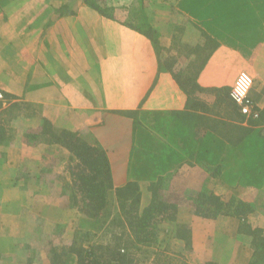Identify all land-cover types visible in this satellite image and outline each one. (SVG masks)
<instances>
[{
	"label": "crops",
	"instance_id": "obj_1",
	"mask_svg": "<svg viewBox=\"0 0 264 264\" xmlns=\"http://www.w3.org/2000/svg\"><path fill=\"white\" fill-rule=\"evenodd\" d=\"M241 73L251 79L257 117L230 97ZM177 75L196 87L183 88ZM0 93L10 104L37 106L36 128L66 114L77 119V130L104 148L114 188L137 183L143 194V185L170 176L165 194L178 208L173 226L189 230V261L264 264V0H0ZM46 142L0 139V264L48 260L39 250L27 254L34 193L23 182L25 161L61 164L53 177L62 185L47 191L44 206L69 207L74 183L55 157L70 153ZM39 175L36 185L47 180ZM184 192L251 211L195 215L177 203ZM86 219L74 225L93 232ZM61 223L49 218L43 227L67 230ZM65 262L77 264L75 256Z\"/></svg>",
	"mask_w": 264,
	"mask_h": 264
},
{
	"label": "rangeland",
	"instance_id": "obj_2",
	"mask_svg": "<svg viewBox=\"0 0 264 264\" xmlns=\"http://www.w3.org/2000/svg\"><path fill=\"white\" fill-rule=\"evenodd\" d=\"M192 90V89H191ZM193 91V90H192ZM191 91V92H192ZM202 100V99H200ZM3 104H6V111L0 112V139L2 141L10 143V142H16V141H26V142H36L39 140H45L50 142H67L68 144H71V146H78V144H74L73 142H83L88 145H94L96 143L100 147L99 142H93V138L91 137V134L84 130V131H78V120L74 117H71L70 115H63L60 116L59 119L52 124L51 122L45 123V120L41 123L38 128L33 124L31 118V115L37 114L39 109L37 106H34L32 104L22 105L20 108H10V100L5 98L4 96L0 98V109L3 108ZM10 104V105H9ZM201 105V104H200ZM221 103L218 102L212 106V113H215V111H220L221 109ZM203 106H205L203 104ZM225 108V107H224ZM227 110V108H225ZM37 112V113H36ZM23 117L21 121L16 122V118ZM26 118V119H25ZM134 122H138L137 120H134ZM77 126V127H76ZM4 130V131H2ZM103 148V147H102ZM104 149V148H103ZM68 152V151H67ZM2 154H4V151H2ZM69 157V159H68ZM58 160H60V163L66 162L67 164L64 166V170H67V176L69 175L73 183L78 185L79 182L77 181L76 174L83 169V166L80 165V162L75 158L73 155H68L65 153H59L56 155ZM75 158V159H74ZM62 161V162H61ZM53 164V165H52ZM61 165V164H60ZM59 165V166H60ZM59 166L56 165L55 162H51L47 167L45 166H37L29 161H25L23 163L22 168L23 170V176H24V184L25 188L31 192L34 193L33 201L31 204V212H28V214H25L27 220H29L32 224V233L29 235L28 242L31 241V243H28V245L31 246L32 250L27 251V254H32L35 250H39L41 253H45L50 248L51 244L48 240L52 235H54L57 232L62 231V235L59 237L57 236L54 238L55 244L51 247H56L58 249H61L65 245H67L68 242L71 240V236L74 233L76 229H78L77 225H74V223L77 222L79 225V219L87 217L86 220L91 222V228L94 230L93 232H88L89 235L84 239V242L86 243H92L94 245L98 244H112L114 242V236L119 238V235L123 232L121 227V220L118 219V217H115V214L117 213V204L115 202L114 196H110L109 200L107 202V206L104 211L100 213L103 214V212L110 213L109 218L106 220L104 224H102V220L100 219V227L98 229V219L89 217L85 212L88 210L85 206V201H83L82 196L80 193H78L77 186H74L72 191L74 193H78L77 197V203H75L73 200L69 201V207L67 208H49L45 209L44 203L47 202L45 196L48 194L47 191H52V193H56L55 190H59L62 183L59 182V180L55 179L53 177V173L59 169ZM3 168V166H0ZM61 167V166H60ZM43 168L40 173L39 169ZM45 174L47 180L42 179L41 184L36 185L34 184V176L36 174H40L39 177L43 174ZM51 185V187H50ZM168 182L165 180L160 189L157 191L156 195L153 196L152 191L147 190V185H143V194L140 200V203L138 207L140 210L143 208L148 207L150 204L159 206V201H163L165 204H169L170 206L175 204L174 201L175 197H169L166 196V189L168 188ZM77 191V192H76ZM205 192V191H204ZM185 193V194H184ZM177 200V203H185L192 206V209H195L196 205H199L200 207L209 206L212 202V200H206L207 198L205 196H202L199 194V192H184ZM202 193V192H201ZM207 194V193H206ZM54 198V199H53ZM10 199V198H9ZM48 202L54 205L56 202L57 196L54 195V197L49 198ZM55 200V201H54ZM58 200V199H57ZM222 204L227 203V199L220 200ZM62 206V204H61ZM187 208H189L187 206ZM61 209V210H60ZM48 210V212H47ZM105 213V214H106ZM184 214V215H183ZM245 214V213H242ZM173 215V210H170L168 208V212L158 215L154 220V224L157 225V236L158 241L157 244H154L148 248L143 247L142 253H138L136 255V262L134 264H196L188 260L186 257L187 249L184 247V243L179 242L181 240L177 239L176 232L177 229L174 228L171 220H168L167 216ZM186 211L184 213L181 212L180 216L185 217ZM62 220L61 226H66L67 230L65 228H53L52 230H44L43 227V220L46 219H55ZM91 218V219H90ZM99 218V217H98ZM180 218V217H179ZM38 219H40L42 222H38ZM86 223V221H85ZM68 232V240H65L63 232ZM127 231H125L124 236L121 238L120 243L125 244L128 242V238L126 236ZM31 235V236H30ZM53 238V237H52ZM31 239V240H30ZM40 247V249L38 248ZM158 249L159 251H162V256L160 257V262H152V258L148 260H145L144 257H146L148 254L151 256L155 250ZM186 251V252H185ZM38 252V251H37ZM39 253V252H38ZM34 264H42L35 262ZM45 264H49V261H45Z\"/></svg>",
	"mask_w": 264,
	"mask_h": 264
},
{
	"label": "trees",
	"instance_id": "obj_3",
	"mask_svg": "<svg viewBox=\"0 0 264 264\" xmlns=\"http://www.w3.org/2000/svg\"><path fill=\"white\" fill-rule=\"evenodd\" d=\"M89 5L93 9L99 11L94 3L89 2ZM176 77L183 88L187 85L192 88L196 87L192 79L182 83L178 75ZM10 108H20V104L14 103L10 105ZM44 124L48 125V122L45 120ZM46 143L63 146L71 155L75 156L80 162V165L83 166V169L76 174L79 184H73V187L77 186V188H79L77 191L82 196L83 201H85L86 208H88L85 213L89 215V217L98 219V229L100 227V219L102 220V224H104L110 216L109 211L108 213L103 212L101 216L100 213L105 210L109 197L114 193L113 196L117 204V213L115 217H118V219L122 221L120 225L123 231L119 235V238L114 236V242L112 244L94 245L90 242H84V239L89 235L88 232L76 229L71 236L70 242L61 249L51 247L52 243H49L51 246L46 251L49 264H66L65 259L68 256H75L77 264H134L136 262V255L144 252L142 250L143 247L148 248L157 244V225L154 224V217L168 212L169 208L173 210V215L167 216V219L171 221L175 220V215L178 210L175 204L170 206L163 201H159V206L150 204L148 207L140 210L138 205L142 197V191L137 183L129 182L121 188H114L111 181V171L106 152L96 143H94L93 146L83 142H73L74 144H78V146H71V144L67 142ZM167 178L160 179L156 183L148 184L147 190L152 191L153 196H155ZM78 193L71 191L69 201L73 200L77 203ZM199 194L205 196L207 201L212 200V203L204 207L196 205L194 209L195 215L214 218L219 215H240L251 211L250 205L243 204L234 199H230L224 205L216 196L205 195L204 193ZM174 228L178 230L176 232L177 239L184 243L186 249L190 248L189 230L180 225L174 226ZM125 231H127L126 236L128 242L123 244L120 243V241ZM162 254V251L156 249L151 256L148 254L144 259L148 260L153 257L152 262H160ZM34 257H28L24 264H32L34 262ZM204 264L215 263L206 262Z\"/></svg>",
	"mask_w": 264,
	"mask_h": 264
},
{
	"label": "built area",
	"instance_id": "obj_4",
	"mask_svg": "<svg viewBox=\"0 0 264 264\" xmlns=\"http://www.w3.org/2000/svg\"><path fill=\"white\" fill-rule=\"evenodd\" d=\"M251 83V79L247 74H239L234 86L231 88L230 97L238 105L243 115L257 117V112L253 110L254 104L248 96ZM0 98H2L1 93Z\"/></svg>",
	"mask_w": 264,
	"mask_h": 264
}]
</instances>
